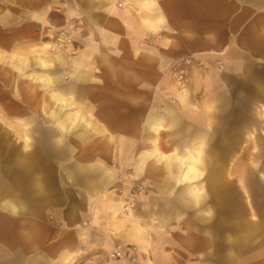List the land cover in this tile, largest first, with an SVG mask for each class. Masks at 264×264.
<instances>
[{"label":"crops","instance_id":"obj_1","mask_svg":"<svg viewBox=\"0 0 264 264\" xmlns=\"http://www.w3.org/2000/svg\"><path fill=\"white\" fill-rule=\"evenodd\" d=\"M15 4L19 15L23 14L21 11L29 12L23 21L45 24L50 19L46 18V12L54 7L62 8L66 13L74 12V17L84 19L85 30L78 36L81 48L76 55H36L53 60V65L57 62L56 69L60 66L67 69L68 78L63 80L67 83L54 84L59 73L52 66L47 67L48 73L39 67L37 69L53 80L48 90L53 92L47 93L49 106L54 102L50 96L52 93L64 95L62 98L67 104L61 110L74 104L73 108L77 109L74 112L79 111L91 123L96 137L90 145L74 144L72 141L84 137L88 126L85 128L81 120L71 124L68 120L71 113L61 114V110H54L52 115L45 111L44 106L34 108L40 109L41 115L32 116L33 107L17 98L20 80L18 90L12 89L18 92L13 98L22 111L19 109L20 113L17 114H9L8 111L15 123L0 126V264H117L108 258V252L114 244L126 243L138 248L134 252L138 257L137 264H264V254H260L264 250L256 245L252 249L241 250L232 249L231 243H225L220 249L216 243L215 229H200L178 223L182 214L181 211H172L171 202L178 200L175 182L170 178V186L167 187L163 179H160V184L156 182L166 174L167 168L147 173L150 177L158 173L156 176L159 178L144 181L156 190L153 197L143 198L145 214L140 212L141 206H138L135 210L137 214L124 216L120 214L119 196L109 194L98 197L100 189L116 177L115 169L108 168L100 153L111 158L114 153H119L117 143L120 136L135 144L132 134L137 130L144 132L146 127L155 131L143 122L149 115L145 114V108L149 105V111L153 110L152 84L157 78L154 75L159 76V68L180 55L201 52L209 59L213 53L223 51V70L220 72L211 65L207 73L212 77V82L219 83V76L223 78L222 91L215 92L213 100L222 97L231 109H253L256 123L243 121L241 130L261 129L264 125V0H16ZM42 12L43 17H33V14ZM50 21L56 19L51 18ZM155 27L160 28L162 35L159 48L141 41L145 30ZM39 33L42 34V31ZM17 42L19 39L12 45L14 51L18 50L14 49ZM140 47L149 48L156 61H147L137 55L134 50ZM6 53L8 51H3V54ZM101 59L112 63V74L100 66ZM150 64L158 65L148 66ZM93 76L97 79H92ZM141 80H145L146 84ZM204 80L205 84L208 83L207 77ZM167 87L168 91L177 92L186 108L175 110L171 106H164L160 110L162 115H153L157 122L165 114L169 121L164 118L163 122L168 126L204 128L200 130H207L208 141L211 140L212 132L207 129V122L213 116L212 112L204 113L206 118L203 119L196 105L187 101L185 104V91H178L174 83ZM7 100L4 97L3 101ZM4 102L3 109L15 107ZM45 102L46 99L43 104ZM23 106L29 109L23 110ZM136 106L138 120L134 118L136 113L133 115L129 110ZM195 107V111L190 110ZM184 115H190L191 121ZM19 116L24 119L27 116L29 122L26 124ZM46 121L57 129L47 126ZM92 122L95 125L92 126ZM76 125H82L85 132L77 131L74 138L69 130ZM103 127L107 130L106 135L111 134V140L101 132L105 130ZM166 129L165 132L170 131V128ZM9 134L14 136L12 141H16V134H19L22 146H17L19 142L16 141L17 148L12 149V142L5 143L3 147V137ZM49 141H54L58 150L69 153L59 156L56 153L38 159L39 153L48 149ZM75 150H78L77 155L72 160L71 152ZM226 153L236 154L230 150H224L221 154ZM167 155L180 154L171 152ZM124 160L126 157L121 162ZM35 164L40 175L34 173ZM70 164L69 168H61ZM76 177L81 179L78 184H75ZM160 186L163 188L161 192L158 191ZM187 190V195L196 201L204 197L199 195L196 185L189 186ZM157 203L159 208H156ZM112 207L115 214L111 212ZM85 219H90L92 225L81 226V221ZM153 220L158 223L154 224ZM173 221L178 225L164 227ZM136 228L143 232H136ZM148 235L150 239H147ZM147 241H150V249L148 255L144 256L142 250ZM249 257L252 258L249 260ZM146 258L151 259L149 263L143 261ZM118 264L131 263L123 261Z\"/></svg>","mask_w":264,"mask_h":264},{"label":"rangeland","instance_id":"obj_2","mask_svg":"<svg viewBox=\"0 0 264 264\" xmlns=\"http://www.w3.org/2000/svg\"><path fill=\"white\" fill-rule=\"evenodd\" d=\"M15 3L16 0H0V10H3L0 11V18L3 16V20H0V36H3V44L0 43L1 127H3V124L15 123L12 122L14 119L11 118V116L9 117L10 113L17 114L22 111L17 105L18 102L16 101L15 103V98H13V96L16 95L15 90H18L19 80L20 92H16L18 93L17 98H21L26 103L28 102L23 98L24 83H29L34 87L37 84L36 93L39 95L40 101L42 100L41 102H44L47 93L53 92L48 91L51 86L43 85L36 80L33 81V79L29 77V75L34 73L39 74L36 65L35 67L31 66L33 57H36L37 54L51 55L53 53H64L67 56L76 55L81 48L78 36L85 30V21L82 17H74V12L66 13L62 8L54 9V7L48 10L45 16L50 19L45 24L33 21L28 22V20L23 21L22 19L26 18V15H29V12L21 11L23 14L21 15L20 13L19 15ZM56 7L58 8L59 6L56 4ZM34 15L35 14H33V17ZM51 18H55L56 21H50ZM79 20L81 21L82 26L77 27L75 24V31L72 34V45L66 46L59 51H48L46 49V41H51L56 33L63 30L64 27L70 23H77ZM4 24H8L7 27H9V29H7ZM38 31H42V34ZM146 36L150 38L148 41H146ZM161 37L162 35L159 27L148 28L145 30V33H143L141 41L154 48H159ZM17 39H19V42H22H17V44L14 45V49H18L17 51H14L12 45ZM163 42L165 43V41ZM178 44H180L179 41ZM3 45L6 47L5 50H3ZM3 51H8L9 55L7 53L3 54ZM187 54H189L192 59L189 63L185 64L184 73L181 77L177 76L176 70L171 66V63L176 58L159 68V76H156L155 73L154 77L157 78L152 84L151 95L153 110L149 111L148 105V107L145 108V114L147 113L153 116L161 113L162 115L163 113L160 110H162L164 106H171L172 108H175V110H179L180 107L181 109L186 108L176 95L177 92H170L167 90V86L174 83L178 91L186 92L185 104L187 101L188 104L191 103L196 105L198 108L197 110L202 115L203 119L206 118L205 115H203L204 113L206 114L207 111V113L212 112L213 116L209 118V121L207 122V129L212 132L211 140L208 141L207 130H200L204 128L192 129L190 125L180 126L178 128L175 126H168L167 123H164V118H167L169 121L168 115L165 114L163 115V119L159 122V125L162 126L161 129L153 131L145 127L144 132L137 130L138 132H135L132 136L135 138V146L137 147L139 144H144L143 142L148 134L153 135L161 152L166 155L171 152H176L180 154L179 156L182 158L190 156L194 159L193 165L195 169H190V163H186V161L183 164L179 161H175V155H167L168 160L165 164V169H167L164 172L166 174L162 178L156 176L158 173L153 177H150L145 173L141 177L136 175L131 162H129L128 165H122L123 162L126 161L124 160L121 162L125 157L123 153L116 152L111 158L106 154L100 153L101 159L105 161L107 166H109L108 168H115L116 177L100 189L98 197H106L109 194L119 196L122 205H119V207L120 209L121 207L123 209V212H120V214L124 216L128 217L127 214H130L132 209H134L132 213H135L138 206H141L140 212L145 214V211H143L144 204L142 206L143 198L153 197L156 190L153 185L144 181H155L159 178L156 182L160 184V182L162 183V180L160 179H163V182L167 187L170 186V178H172L173 182L176 184L175 188H178V200L171 201L173 206L172 211H181L182 214L181 218L178 219V223H185L189 227L197 226L200 227V229H215L216 243L219 245L220 249H223L225 243H231L232 249L249 250L256 245L260 247V250H264V125H262L261 129H255L254 127L251 131H242L243 121L247 120V122H252L253 124L256 123L257 118L253 109H231L228 103L224 102L222 97L221 99L218 98L213 100L214 96H216L215 92L222 91L223 78L222 76H219L221 79L219 83L215 81L212 82L210 81L212 77L207 76V73L211 68V65L220 72L223 70V58L225 55L223 51L215 54L213 53V57L210 56L209 59L205 53L201 52H190ZM56 64L58 63H54L52 69L57 74H61H58L59 78L54 84L58 85L67 83L63 80L64 78H68L69 72L63 66L56 69ZM157 65L158 64H150L148 66L156 67ZM206 77L208 83L205 84L204 79ZM141 82L146 84L145 80H141ZM13 88H15V90H12ZM4 97L8 98L7 102L3 101ZM3 102L5 105H15V107H7V109H3ZM137 104H139V102H137ZM137 107L138 106L130 107L129 109L130 112H133V115L136 113L134 117L135 120H138ZM27 109H29V107L23 106V110ZM31 110L33 113L32 116L41 115L40 109L31 108ZM76 110L77 109L73 107H64L63 110H61V114H65L66 112L74 113ZM190 110L195 111L196 107ZM262 111H264V109H262ZM184 116L191 121L192 118L190 115L189 117L186 115ZM5 118H8V120H5ZM39 119L41 121L44 120V118ZM44 123L49 127L51 126V128L53 127V130L54 128L55 130L57 129L55 125L49 121ZM137 123L140 124L139 121H137ZM90 124L87 125L88 128L86 134L83 135L84 137L79 141H72L74 144L79 142L77 144L80 146L81 144L88 143V145H90L91 142H95L96 134L91 129ZM93 125H95V123L92 122V126ZM97 125L99 124H96V126ZM85 128H83L82 125H76L75 127L72 126L71 130H69L72 132L70 135L74 137V134L79 130L85 132ZM166 128H170V131L165 132V130H168ZM67 134L69 135V133ZM16 135L18 136L16 141L19 142H17V146L19 145V147H21L23 144L21 136L19 134ZM13 138L14 136L12 134L3 137V147L5 143L12 142L11 146H14L12 149L17 148L15 145L16 141H12ZM135 146L132 148L134 151ZM56 147H58V145H56L54 141H49L47 146L48 149L40 152L38 159L42 157L46 158L48 155L56 153H58L57 156L69 153L66 150H58ZM224 150H230L231 152H236V154L227 155L226 153L222 155L221 153ZM76 151L78 150L71 152V159L75 158V155H77ZM70 166L71 164L61 166V168H69ZM229 168H231L230 173L228 172ZM33 170L36 175H40V172L36 170V164ZM4 175L7 176L6 174ZM180 179H182V181ZM79 182H81V179L76 177L75 184H78ZM192 185H196V187L198 186L199 195H204L200 200L196 201L187 195L189 193L187 189ZM158 191H163V188L160 186ZM156 208H159L158 203ZM207 211L209 212L208 215L206 214ZM111 212L115 214L113 212V207L111 208ZM152 222L154 224L158 223L155 220ZM56 224H58V222H56ZM80 224L81 226H90L92 225V222L90 219H85L81 221ZM177 225V222L173 221L172 224L164 225V227L172 228ZM143 226H145V223ZM151 227L152 225L150 224V228ZM135 230L139 233L143 232L141 229L136 228ZM224 231H226V234ZM147 239H150V235L147 236ZM148 243H150V241L145 243L146 245L142 250L144 256L148 255L150 249ZM116 246L123 251L127 247L131 248L130 256H127L126 254L123 258H117L118 260L110 258L109 253ZM136 250H138V248L131 243H126L125 245L114 244L112 249L108 252V258L117 264L123 261L137 264L138 257L137 254L134 253ZM260 254H264V252H260ZM250 258L252 257H249L248 259L250 260ZM149 260L151 259L146 258L143 261L149 263ZM104 264L109 263L105 262ZM149 264H151V262Z\"/></svg>","mask_w":264,"mask_h":264},{"label":"bare ground","instance_id":"obj_3","mask_svg":"<svg viewBox=\"0 0 264 264\" xmlns=\"http://www.w3.org/2000/svg\"><path fill=\"white\" fill-rule=\"evenodd\" d=\"M0 11H3V10H0ZM34 16L35 17H43L44 15L39 13V14H35ZM0 20H3V16L0 18ZM0 43L3 44V36H0ZM45 43L47 45L46 49L48 51H50V47L52 46V44L50 43V41H46ZM134 51L137 55L144 57L147 61H152V62L156 61V57L149 50V48H141L140 47V48H135ZM41 56L38 55L36 58H33L31 66L35 67V65H36V67H39L40 70H44L46 73H48L47 67L53 66V60H51V59L45 60ZM57 57L59 59L61 58L60 55H58ZM99 62H100V60H99ZM100 66L103 67L110 74H112L114 72V66L112 65V63L109 61H106L105 59H101ZM44 71H42L43 74L34 73V74L29 75V77L32 78L33 81H35V80L39 81L43 85H49V84L53 83V80L49 76H46L45 75L46 73H44ZM92 79H97V77L93 76ZM35 87L29 83H24V87H23V98L29 103V105L31 107H33V108L41 107L42 108V106H44L43 108L45 109V111L47 113L49 112L53 115L54 110H56V112H60L62 106L64 104H67V103H65V101L62 98V96H64V95L61 96V94L59 95L58 93H52L50 95L51 99L54 101L52 105L50 104V106H49V104L47 103V100L49 101V98L47 95H46V102H45V104H43V102H41L42 100L40 101L39 95H37V93H36L37 84ZM73 105L70 104V107H73ZM0 106H2V105H0ZM20 118L22 120H24V122L26 124L29 122L27 120V118H28L27 116H25L26 120L24 119V117H20ZM68 120L70 121L71 124H74V123L77 124L78 121L81 120L82 125L84 127H86L89 124L88 123L89 121L87 122L84 119V117L81 116V113L79 111L68 114ZM143 122L149 126H152L155 131L162 128V126L159 125V123L157 122V120L153 116L147 115L146 119ZM105 130H103L101 132L103 133L104 136H107L108 139L111 140L112 139L111 134L108 133V135H106L107 130L106 131ZM30 142H31V140H29L28 143H30ZM117 144L119 145V153H123L126 157V161H124L125 163L123 162L122 165L125 166V165H128L129 162H131L137 176L142 177V175H144L145 173H148L154 169H157V170L165 169V164L168 160V156L159 150V148L155 142L154 137H150V138H149V136L145 137L144 144H139L136 147L135 144L133 143V141H131L129 139H125L122 136H120ZM134 146H135V151L132 150V148ZM175 161H179L182 164L185 163V161H186V163H190V165H189L190 169H193V168L195 169V167L193 165L194 159L190 156L182 158L178 155H175ZM111 169H115V168L112 167ZM121 209H122V207H121ZM131 211L133 212L134 209H132ZM122 212H123V209H122ZM132 212H130V214H127V215L132 216V214H131Z\"/></svg>","mask_w":264,"mask_h":264},{"label":"built area","instance_id":"obj_4","mask_svg":"<svg viewBox=\"0 0 264 264\" xmlns=\"http://www.w3.org/2000/svg\"><path fill=\"white\" fill-rule=\"evenodd\" d=\"M120 4V3H118ZM75 24L77 27H81V21H77V23L73 22L64 27L63 30L56 33L50 43L52 46L50 47L51 51H59L66 46L72 45V34L75 31ZM150 39L146 36V41ZM192 57L189 54H186L184 56L177 57L172 63L171 66L174 67V70H176V74L178 77H181L184 73V66L185 64L189 63L191 61ZM131 248H126L124 251L119 249L117 246L110 251L109 256L110 258L117 259V258H123L126 254L127 256H130ZM118 260V259H117Z\"/></svg>","mask_w":264,"mask_h":264}]
</instances>
